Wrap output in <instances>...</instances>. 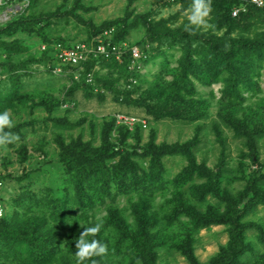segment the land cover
Wrapping results in <instances>:
<instances>
[{
	"label": "rangeland",
	"instance_id": "rangeland-1",
	"mask_svg": "<svg viewBox=\"0 0 264 264\" xmlns=\"http://www.w3.org/2000/svg\"><path fill=\"white\" fill-rule=\"evenodd\" d=\"M244 1L212 0L211 27L191 32L185 26L192 0L0 5V113H10L14 127L5 131L20 137L0 149L6 211L0 264H76V240L96 223L103 226L94 238L108 249L100 264H192L189 253L199 264L227 261L235 226L196 227L191 211L237 213L246 227L240 235L245 253L231 264H264V62L251 71L256 90L232 104L224 93L227 63L194 38L206 35L220 46L264 42V12L239 19L232 14ZM96 39H122L141 49L145 63L133 92L123 90L126 70L113 62L91 67L89 87L78 82L86 78L83 69L67 68L65 75L48 70L52 61L43 46L54 56L60 40L74 45ZM71 99L77 106L67 110L62 103ZM260 112L262 120L245 124ZM119 115L146 120L148 128L117 131ZM120 134L124 149L114 143ZM86 151L101 152L104 164L87 162ZM102 167L112 177L110 188H104L106 172L95 175ZM90 173L97 187L87 198L95 205L76 196L77 180ZM120 175H127L124 182L116 180ZM107 190L112 196L99 203ZM52 191L74 210L76 221L67 228L53 218Z\"/></svg>",
	"mask_w": 264,
	"mask_h": 264
},
{
	"label": "trees",
	"instance_id": "trees-1",
	"mask_svg": "<svg viewBox=\"0 0 264 264\" xmlns=\"http://www.w3.org/2000/svg\"><path fill=\"white\" fill-rule=\"evenodd\" d=\"M244 4L247 6L246 12L240 13V15L237 18L234 17L235 19H239L243 15L249 14L251 11H262V12H264V8H260L257 5H254L252 3V0H247V2L244 1V2H240L239 4L236 3L233 10H232V14H233L235 9L242 8V5H244ZM152 30H153V28H152ZM194 38L197 41L203 42L206 45H208L209 49L212 53H214L219 59H221L227 63L229 77L226 81V88H225L224 93H225L226 97H230L229 100H230V102H232V104H237L234 97L237 99V98L243 96L244 91H247L250 89L253 92L254 90H256V87L258 84L254 80V78H253L254 73H252V72L257 71V66L262 65V63L264 62V42L258 43V42H255L254 40L238 39V40H232L231 43H228L227 45L220 46L211 37L207 38L206 35H195ZM85 42L88 43V41H85ZM58 43H62L66 46L73 45V44H70L66 41H61V40ZM113 43L115 45H123L124 43H126V41L122 40V39H114ZM130 48H131V46H129V49L123 55L122 62L117 61L116 59L106 60L103 58L93 59V60L88 61L87 63L84 64V66H83L84 71H82V72H84L83 74L86 75V78H84L85 80L83 81V83L81 82V80H78V82L81 83L83 87H89L92 84L87 82L88 81L87 75L89 77V75L92 74L90 72L92 70L91 67L94 66L95 64L102 62V61L110 62V63L113 62L115 65H117L119 67H124L126 70L127 80L124 83L123 90L125 92H133L138 87V85L140 83L141 75L139 73V69L136 66L134 67L133 56H132V53L130 51ZM51 50L52 49H49L45 52L42 51L43 52L42 54L51 59L52 66L48 70H50L52 72V70L56 66L57 62H56L55 55L53 56ZM249 55H251L250 60H248V58H247V56H249ZM247 60H248V62H247ZM142 62L145 63L144 60ZM71 69L73 71H79L81 68L79 67V68H71ZM245 70L249 73V75L246 74ZM81 76H82V74H81ZM92 76H93V74H92ZM134 81H137V83H134ZM67 104H74L75 106H77V103L74 99L64 101V103H62V106L67 105ZM256 118L257 119L253 120V122L250 120L248 121V119H247L245 124L250 127L251 123H254L255 121H258V120L259 121L262 120V119H260L261 118V112L257 115ZM113 128H115V130H117V131H121V132L124 131V132L129 133V134L137 132L138 130H143L141 126L136 127V129L134 131L129 130L125 126L117 127L116 122H115ZM120 136L121 137L119 139L115 140V142L112 139V141L118 145V149L122 148V147L125 148V144H123L124 139H123L121 134H120ZM117 145H115L116 149H117ZM79 148H77V149L72 148L68 151L69 152H76V153L80 154ZM124 148H122V149H124ZM138 152L143 153L142 148L138 149ZM81 155L87 159V162L94 163L96 161H100V163L104 164V159H102V153L101 152L86 151V152H82ZM95 168H97V165ZM97 172H102V173L106 172L107 175H106V181L104 180L106 182L104 185V188H106L107 186H108V188H110V186L112 187L113 181H112V177L110 176V174L103 167L101 169L95 170V175H97ZM86 175L87 176H85L84 179L77 180V182H76L77 183L75 185L77 187L76 196H77L78 200L83 201V204L95 205L94 202L92 201V199L87 198V195L89 193H91L89 191H92V189L96 190L94 188L97 187V183L91 179V177H92L91 173H90V175H88V174H86ZM126 178H127V175H120L119 177L116 178V180H118L119 182H124ZM107 192L108 193L106 195L102 196V198L99 199V201H98L99 203L104 204L105 201L112 196L110 191L107 190ZM258 193H260V192L258 191ZM52 197H53V199H52L51 203H56V207H57V210L53 211V216H54L53 218H55V221L58 220L59 222H61L63 224L62 228H67L73 221H76L75 217L72 215V212H74V210H72V208L68 207V202H66L65 199L59 198L57 196V194L53 191H52ZM64 198H67V196ZM187 216L190 218V220L193 221V223L196 227L204 228V227H208L211 225H224V224L225 225L230 224L232 226H235L234 229L231 231L232 232V240H233L231 257L227 261H225V259H222V258L217 259L215 261V264H231L233 261H236L240 256H242L245 253L244 248L241 247V245H240V240H241L240 235H242L244 233V230L246 227H245V225H242L240 223V218H239L240 216L237 215V213L228 212L226 214L219 215V214L212 211L209 215H204V214L198 213L197 211H191L187 214ZM5 217H6V213H5V216L2 219H0V221L5 219ZM127 232H126V234H127ZM124 233H125V231H124ZM47 237H48V239L51 238L49 236H47ZM143 243L145 246H147L146 237L144 238ZM25 253L26 252H23L22 255ZM27 253H28V251H27ZM46 253L49 254V250H47ZM188 256H189V259L191 260L192 264H199L197 262V260L195 259V257L191 253H189ZM94 259H96L98 261V264H100L101 257H95ZM90 264H91V262H90ZM148 264H153V263L149 262Z\"/></svg>",
	"mask_w": 264,
	"mask_h": 264
},
{
	"label": "built area",
	"instance_id": "built-area-1",
	"mask_svg": "<svg viewBox=\"0 0 264 264\" xmlns=\"http://www.w3.org/2000/svg\"><path fill=\"white\" fill-rule=\"evenodd\" d=\"M10 1L13 0H0V5ZM252 3L260 8H264V0H252ZM242 10V8L235 9L233 15L238 17ZM129 46L130 45L127 43H124L123 45H115L112 41L106 39H96L92 43L79 42L71 46L56 43L53 46V50L55 51L57 65L54 67L53 73L55 75H65L66 68L80 67L81 69H84V64L93 59H116L117 61L122 62L123 55L129 49ZM49 49L50 47L47 45L42 47L44 52ZM130 51L133 56L134 67L136 66L140 70L143 67L142 60L145 59L143 52L136 46H131ZM90 77H92V75H89L88 81L92 80ZM77 79H79V77H77ZM134 83H137V81H134ZM74 107V104L65 105V108L67 109ZM117 120L118 127L125 126L131 131H134L138 126H141L142 129L148 128V122L138 117L119 115ZM1 187L2 183L0 182V188ZM5 213V207L0 200V219L5 216Z\"/></svg>",
	"mask_w": 264,
	"mask_h": 264
},
{
	"label": "clouds",
	"instance_id": "clouds-1",
	"mask_svg": "<svg viewBox=\"0 0 264 264\" xmlns=\"http://www.w3.org/2000/svg\"><path fill=\"white\" fill-rule=\"evenodd\" d=\"M212 12V0H192L187 10L189 23L185 26L186 31H194L200 28H208L211 25L208 19ZM14 127V121L10 113L6 110L0 113V149L7 150L9 145L15 144L20 140L19 135L5 131ZM102 223H96L90 227H84L75 243L74 258L76 264H85L90 261L91 264H98L95 257H101L107 254V246L94 237L101 231ZM93 237L88 239V237Z\"/></svg>",
	"mask_w": 264,
	"mask_h": 264
}]
</instances>
